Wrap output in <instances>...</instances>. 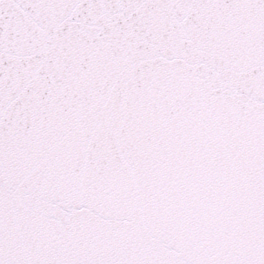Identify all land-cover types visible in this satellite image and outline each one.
<instances>
[{
    "label": "snow or ice",
    "instance_id": "snow-or-ice-1",
    "mask_svg": "<svg viewBox=\"0 0 264 264\" xmlns=\"http://www.w3.org/2000/svg\"><path fill=\"white\" fill-rule=\"evenodd\" d=\"M0 264H264V0H0Z\"/></svg>",
    "mask_w": 264,
    "mask_h": 264
}]
</instances>
